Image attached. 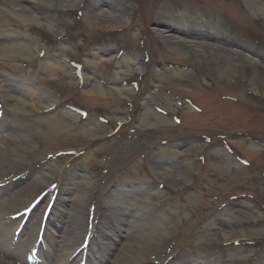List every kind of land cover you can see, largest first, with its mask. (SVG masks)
<instances>
[{"label": "rangeland", "instance_id": "rangeland-1", "mask_svg": "<svg viewBox=\"0 0 264 264\" xmlns=\"http://www.w3.org/2000/svg\"><path fill=\"white\" fill-rule=\"evenodd\" d=\"M70 1L74 3L33 5L0 0V83L20 106L33 102L25 86L19 89L18 75L37 83L47 101L55 102L49 114L71 127L48 133V112H13L0 94V141L17 150L9 163L0 162V213L26 206L38 209L42 222L47 205L55 203V211L48 214L55 222L64 211L71 218L67 208L78 202L76 213L88 220L87 230L93 222L96 226L97 240L89 245L87 264H118L116 252L126 241L128 223L137 217L156 226L163 223L167 233L164 248L144 245L151 264L155 257L163 264L184 253L189 264H264V0H111L109 5ZM93 3L116 14L122 10L127 24L115 30L109 28L120 24L94 25L87 15L100 9L94 10ZM22 6L29 17L41 18L39 24L21 20ZM159 14L199 17L203 29L207 25L224 40L219 46L245 58L247 70L236 67L230 80L216 84L212 77L228 73L216 66L225 59L185 48L172 53L174 46L154 34ZM46 24L58 28V35ZM16 43L33 53L28 58L7 56V48ZM235 43L260 58L234 49ZM176 57L192 65L180 70L193 82H175L169 64ZM46 58L60 64L59 73L50 75ZM127 58H135L132 63L142 70L126 72ZM72 71L84 72L91 81L74 79ZM122 79L126 83L120 85ZM94 82L100 88L88 96L85 92ZM169 168L182 170L186 179L177 182L169 172H153ZM38 176L47 182L39 181L42 185L32 189L29 202H21L16 191L37 186L33 183ZM19 179L23 184L14 187ZM98 206L126 212L124 222L102 225L91 214ZM237 209L247 216L233 220ZM8 216L11 231L18 235L24 221L15 224L20 220L15 214H6L2 221ZM228 231L237 239L222 241L221 233ZM46 232L50 236L58 229L48 225ZM5 236L0 249L18 245L11 233ZM85 236L88 233L82 241ZM80 243L81 237L63 245L55 260L42 264L61 262L68 253V261L79 264ZM41 244L40 253L50 249L48 243ZM97 249L106 256L104 261L95 256ZM107 249L115 254H106ZM20 255L23 261L18 264H24L25 254Z\"/></svg>", "mask_w": 264, "mask_h": 264}, {"label": "bare ground", "instance_id": "bare-ground-1", "mask_svg": "<svg viewBox=\"0 0 264 264\" xmlns=\"http://www.w3.org/2000/svg\"><path fill=\"white\" fill-rule=\"evenodd\" d=\"M26 1H29V2L31 1L33 5H41V4L46 5L45 3L47 2L48 3H51V2L74 3L70 0H26ZM89 2H91V0H88L87 4H89ZM100 3H102V5H109V4H112V1L111 0H100ZM72 5L73 4H70L68 7L72 8L71 7ZM92 5H93L94 10L100 9L99 12L92 11V13L87 15L88 20L94 25H99L102 23L103 24L106 23L110 25H113V23L120 24V25H116L114 27L109 28L111 30L112 29L115 30V29L122 28L124 27V25L127 24L128 19H126V17H124V15L121 14L122 13L121 9L118 10V11L121 10L120 13L116 14L112 8H109V10L108 9L103 10L98 7L97 3H93ZM21 8H22L21 13H23V15L19 16L21 20H23L24 22L28 21V22H34V23L39 24L41 18L38 19L34 16L29 17L27 14V8H25L24 6H22ZM29 11L30 10L28 9V12ZM159 16H162V15L159 14ZM163 18L164 17L162 16V18L160 17V19H156L155 24L152 27H154L153 30H154L155 36L157 38H160L162 40V43H167L169 45L174 46L175 50H173L172 53L177 52L181 54L183 48H185L190 51L198 52L200 54L210 53L213 55L223 57L225 59L226 62L224 63L217 62L218 65L216 66L223 68V70H228V73L225 72L223 75L212 77V80L216 84L221 83L223 81L230 80L235 73L234 71H237L236 67H238L240 69L239 71H242V72L247 70L246 65L245 64L243 65V63H245V58L240 53L233 52L229 49H226L225 47L219 46L220 43H218L219 44L218 45L217 42H223L224 40L217 37L216 35H213L212 31L208 29L207 25H205V29H203L202 28L203 26L199 25V21H200L199 17L194 15V20H193L191 19L190 15L183 14V15H175V16L169 15L165 17L164 19ZM46 25L50 29V31H54L56 34L58 33L57 32L58 28H54L53 26H50L49 24H46ZM232 47L236 50L240 49L253 57L260 58L259 56H256L253 52H250L248 48L244 46L243 44L235 43L234 45H232ZM29 53H33V52L25 48L24 45L19 44V43L14 44L13 47L7 48V56H11V57L12 56H24L28 58ZM127 59L129 63H128V69L126 70V72L127 71L134 72L136 71V69L142 70V68L138 65V63H132V61L135 58H127ZM239 62H241L242 64L239 65L238 64ZM169 65L171 66L170 68L171 75L173 76L174 79L177 80L175 82H178L179 84L180 83L186 84V83L193 82L191 78L187 77V75L183 74L182 71L180 70V68L192 69V65H190L189 63H186L183 58L176 57L174 58V62L170 63ZM45 68L52 76L53 74L59 73L60 72L59 70L62 67L60 66V64H58L57 61L50 59V58H46ZM166 70L163 69V71L165 72ZM72 73L75 74L76 76V78L74 79L78 78V81L81 80L84 84H88L91 81V77H89L84 72H82L80 75L77 74V72L75 71H72ZM123 74L124 73H121L120 76H125V74L124 75ZM17 78L21 80L20 82L16 81L19 84V87H20L19 89L23 90L22 86H25V88L27 89L23 91L29 94V97L31 98L30 100H32L33 103L20 102L21 106H23L24 108L23 109L19 105L18 99L9 93L10 90L8 91V89L5 87V84L0 83V94L3 93L1 95L2 100L6 102V105L10 107V109L13 112H17L19 110L20 111L22 110L23 112L25 111L26 112L41 111L43 113L48 112V115H46L47 117H45L47 126L44 129L48 133H62L64 130H68L71 128V127L69 128V126L66 123L62 122L61 120L55 119L54 116L49 114V111L53 110L52 108L54 107L55 102L51 100L47 101L49 96L47 94H44V91H42L40 88H37V85H36L37 83H32L33 84L32 85L28 82H25L26 78L22 75H18ZM0 81L2 82V80ZM125 81L126 79H122L121 83L119 84L120 85L125 84L126 83ZM72 82L74 83V86H75L76 82L73 80ZM94 84L95 85L93 88L85 92L88 94V96L92 95L95 91V88L99 87L97 83L94 82ZM8 85L9 84L7 83V86ZM14 100L17 101V103H14ZM37 103L39 104L36 105ZM25 108H27V110H25ZM53 119L55 120L54 123H52ZM2 144L4 146H2ZM7 147L5 146L4 142H1V145H0V162L1 163H2V160H4L3 162L7 161V163H9L8 157H11V156L14 157V155L17 154L16 149H10ZM192 148L193 150L197 149L196 146H192ZM84 158L87 160L88 155H85ZM156 163H159V162L157 161ZM153 172L155 174H161V175L168 174L169 172V174H171L172 176V179L177 182H183L186 179V175H184L185 173H183L182 170H179L178 172L176 171L174 172L173 169L169 168L167 169V172H161L157 170H154ZM9 174L10 173H8V175ZM39 181H41L42 184L47 182L46 180L44 181L43 177L38 176L35 179V182L33 183L37 186L33 187L31 185L29 186L27 185L24 188H21L20 190L16 191V193H19V196H20L19 199L21 200V202H24V203L29 202V196L31 195L30 193H32V189L37 188L39 185H42L40 184ZM23 182L24 181H22V179H19L18 182L16 181L14 183V187L16 183L18 185L20 184L21 186ZM43 191L44 190L40 191L39 193H43ZM61 191L63 194H65V190L63 188H61ZM67 191H69V189H66V192ZM2 192L3 190L0 189V194ZM35 196L36 195L33 194V197ZM78 206L79 208L81 207V204H79L78 202H74L69 205V208H67L71 214L70 215L71 218L69 219L66 217V214L64 211L62 214L58 216L55 222L52 221L51 218H49L50 220L48 219L46 220L43 239H44V243H48L50 245V249L47 250L46 252L42 251L40 253V257H42L44 261L51 262L55 260L56 253L61 251L59 248L62 247L63 245L75 243L77 239L80 237H81V242H82L84 235L88 231L87 230L88 220L85 219L83 216L77 215L76 212L78 211L77 210ZM101 206H98V208L94 209V212L92 211L91 214H95L96 218H98L99 220L101 219L102 225L103 224L109 225L112 221H116L118 224H120L121 222H124L122 215H126V212H121L120 214H117L114 211L110 210L109 206H103V207ZM25 207H22L21 209H18L17 211L11 212V213H5V212L0 213V245H2V242L4 241V239L2 238H4L5 235H6L5 237H7L8 233H11L10 239L12 241H13V238L18 239V245L14 246L15 247L14 249L12 250L11 249L4 250L2 248L0 249V264L20 263L23 261V259L22 261H20L21 260L20 253L21 254L22 253L24 254L32 253V250H29V249L37 237V233H38L39 226L41 223L40 222V216H41L40 211L38 209H34L31 212V214L27 216L26 221L22 226L21 232L15 236L13 232L11 231L12 221H10V216L7 217L8 221L7 220L2 221L3 216L5 217L6 214H9V215L16 214L19 211L23 210ZM55 209H56V205L54 203L51 206V212L53 213ZM50 213L49 215L52 214ZM23 216L24 214H21L19 216V219L23 218ZM231 216L233 220H238V219H242L245 216H247V212L242 209H237L236 211H234V214H231ZM18 222L19 220L17 222L15 221V224H17ZM128 224H129V230L124 236L126 237L125 239L126 241L125 243L122 244V246L120 247V250L116 252V260L118 264H123V262L126 263L129 261H133L131 262V264H151V261L153 259L152 255L151 254L144 255L146 252L144 251L145 249H143V247L144 245H146V247L149 245H152L151 248L154 250L156 249L158 250L161 247L164 248L163 246L167 240V237H166L167 233H166L164 224L161 223L159 226L158 225L156 226L153 223L142 220V218L140 219L139 217H137L136 219L134 218ZM48 225L49 226L54 225V228H57L58 232L49 236V234L46 232L48 229ZM95 228L96 226L94 225V222H93V229ZM234 233L235 232L233 231L221 233L222 241H227L229 239L231 240L237 239L236 234ZM240 236L243 237V235H240ZM88 240H89V245H92L96 243L97 239H96V236L92 234L89 236ZM111 251L112 250L107 249L105 253L107 254V253H110ZM159 252L161 251L159 250ZM113 253L114 252L112 251V254ZM69 254L71 253L65 254V256H63V258L60 259L62 261L61 262L59 261L58 263L55 262V264H73L72 261L70 262L68 261L69 260L68 258L70 256ZM32 255L33 253L31 254V256ZM95 256H97L100 261H104L106 257L103 255L100 249L95 250ZM154 259L155 261L153 262L155 264H158L161 261V260L156 261L157 259L156 257ZM189 263H190V259L188 257V254L184 253V254H181L180 257L179 255H175L174 259L173 257L168 258L163 264H189Z\"/></svg>", "mask_w": 264, "mask_h": 264}, {"label": "snow or ice", "instance_id": "snow-or-ice-1", "mask_svg": "<svg viewBox=\"0 0 264 264\" xmlns=\"http://www.w3.org/2000/svg\"><path fill=\"white\" fill-rule=\"evenodd\" d=\"M41 55H43V53H41ZM56 186L55 185H53V188H55ZM26 211H27V209H26Z\"/></svg>", "mask_w": 264, "mask_h": 264}]
</instances>
